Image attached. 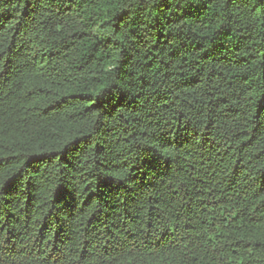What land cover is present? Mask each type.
<instances>
[{
	"label": "trees",
	"instance_id": "16d2710c",
	"mask_svg": "<svg viewBox=\"0 0 264 264\" xmlns=\"http://www.w3.org/2000/svg\"><path fill=\"white\" fill-rule=\"evenodd\" d=\"M0 264H264V0H0Z\"/></svg>",
	"mask_w": 264,
	"mask_h": 264
}]
</instances>
